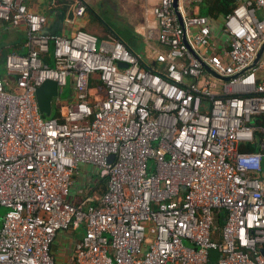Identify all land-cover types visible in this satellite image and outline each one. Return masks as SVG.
Masks as SVG:
<instances>
[{
  "label": "built area",
  "instance_id": "2783aa9c",
  "mask_svg": "<svg viewBox=\"0 0 264 264\" xmlns=\"http://www.w3.org/2000/svg\"><path fill=\"white\" fill-rule=\"evenodd\" d=\"M182 13L183 27L173 0L153 8L149 63L118 39L44 36L26 0H0V27L26 34L0 71V264H57L58 234L81 225L74 264H264V56L248 71L264 0L238 3L218 44L209 17ZM46 82L59 91L49 119ZM81 166L107 187L73 202Z\"/></svg>",
  "mask_w": 264,
  "mask_h": 264
},
{
  "label": "crops",
  "instance_id": "0c3cea01",
  "mask_svg": "<svg viewBox=\"0 0 264 264\" xmlns=\"http://www.w3.org/2000/svg\"><path fill=\"white\" fill-rule=\"evenodd\" d=\"M209 1L187 0L181 3V8L190 16L209 17L215 36L214 44H218L225 17L212 18L208 14L203 15L200 8H204L203 3ZM242 1L244 0H236V3ZM159 3L160 0H68L65 3H53V0H26L30 12L47 19L48 24L42 31L44 36H71L82 30L97 37L101 42L118 39L149 63H154L155 52L161 49L158 39L159 28L153 14V8ZM81 5L86 8L85 13L83 16H77L76 12ZM25 42L24 29L2 25L0 67L4 65L7 55H25ZM0 71L2 73L3 69ZM106 185L105 180L100 179L96 168L81 166L79 174L75 177L72 201H80L90 191H96L94 193L96 196L101 195L106 190ZM80 229L81 232L78 233ZM84 236V227L60 232L53 246L56 263L74 264L75 248Z\"/></svg>",
  "mask_w": 264,
  "mask_h": 264
},
{
  "label": "water",
  "instance_id": "95a60500",
  "mask_svg": "<svg viewBox=\"0 0 264 264\" xmlns=\"http://www.w3.org/2000/svg\"><path fill=\"white\" fill-rule=\"evenodd\" d=\"M173 10L176 14V17L178 19L179 24L183 27L184 26V19H183V13H182V8H181V0H173ZM116 37H118V36L116 35ZM187 46L190 49V51L193 53L194 51H193V48L190 46V44L187 43ZM263 56H264V44L260 47V49L257 53L256 59L248 71L255 69L260 64ZM119 66L121 68H127V66L123 65V64H120ZM204 67H205L206 71L208 73H210L212 76H214L218 79L228 80L227 78H221L220 76H218L206 64L204 65ZM58 96H59L58 86L54 82H46L41 88L38 89L36 97H37L39 110H40V113L46 119H49L52 117V115H53V102H54V99L57 98Z\"/></svg>",
  "mask_w": 264,
  "mask_h": 264
},
{
  "label": "trees",
  "instance_id": "16d2710c",
  "mask_svg": "<svg viewBox=\"0 0 264 264\" xmlns=\"http://www.w3.org/2000/svg\"><path fill=\"white\" fill-rule=\"evenodd\" d=\"M203 5L202 7L204 8H200V12H202L203 15L208 14L212 18H218L219 16L225 17L230 14L237 3L236 0H210L207 3H203ZM54 116L57 117L58 113H54ZM215 224L219 227L222 226V216L216 217Z\"/></svg>",
  "mask_w": 264,
  "mask_h": 264
},
{
  "label": "rangeland",
  "instance_id": "374dc122",
  "mask_svg": "<svg viewBox=\"0 0 264 264\" xmlns=\"http://www.w3.org/2000/svg\"><path fill=\"white\" fill-rule=\"evenodd\" d=\"M3 66L4 65H2V67H0V70L3 69ZM69 95H70L69 89L68 88L64 89L63 96H62L63 99H67L69 97ZM5 213H6V209L3 207H0V226H1L2 218L5 215ZM80 227L83 228L82 225ZM80 232H81V229L78 231V233H80ZM212 264H215V258H213Z\"/></svg>",
  "mask_w": 264,
  "mask_h": 264
}]
</instances>
